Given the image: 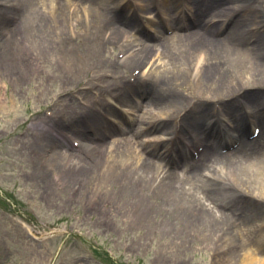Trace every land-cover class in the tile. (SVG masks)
Listing matches in <instances>:
<instances>
[{"label": "rangeland", "instance_id": "rangeland-1", "mask_svg": "<svg viewBox=\"0 0 264 264\" xmlns=\"http://www.w3.org/2000/svg\"><path fill=\"white\" fill-rule=\"evenodd\" d=\"M36 1L39 0H17L16 19L23 23L26 10ZM117 1L123 3L121 17L129 20L130 27L125 30L129 33V47L135 52L163 44L161 38L167 37L166 25L163 26L166 20L168 26L180 22L182 28L193 27L190 17L194 11H190L195 5L186 0H180L185 15L181 21L185 24L176 19L169 0H108L106 5L112 7ZM248 12L254 14L256 18L251 19L255 22H264V0L249 5ZM107 14L97 21L106 24H100L105 26L103 30L111 23H118L115 10L109 9ZM12 26H4L0 36H6ZM37 27L31 24L26 28L24 44L16 56L27 59L30 70L20 75L0 72V264H233L245 250L258 246L257 236H252L247 248L229 250L223 245L225 250L219 255V244L208 240L210 236L203 229L177 220L162 192L153 191L151 185L139 187L142 178L135 160L126 162L136 152L152 161L154 174L159 166L182 174L199 158L198 143L192 137L187 140L179 133L172 135L174 141L169 144V150H164L161 142H155L169 136L163 130L157 134L156 130H149L150 119L145 117L156 114L154 108L160 107L153 105L145 115L142 107L146 101L137 99L150 87L145 88L149 68L166 63L172 52L159 49L155 55L153 49L145 73L143 69L131 67L116 72L112 67L126 55L122 56L119 45L112 41L122 42V34L105 39V33L99 32L86 39L82 28L83 33L79 35L65 31L62 37L54 36V28L51 30L48 26V34L52 33L53 39L45 41L46 28ZM250 28L249 24L246 30ZM224 29H218L215 37L228 47L225 39L228 29ZM197 33L215 39L200 30ZM250 41L246 38L244 47H251ZM198 54L196 50L192 59L196 60ZM203 62V66L208 63L207 59ZM191 75L189 72V79ZM242 75L248 77L245 72ZM250 76L256 81V77ZM241 82L233 91H227L224 84L220 90L223 96L210 98L216 96L211 91L212 95L199 104L200 108L209 109L208 113L213 112L212 120L221 121L220 128L229 138L236 129L244 131L238 122L241 116L252 120L255 117L250 116V110L253 112L252 107L258 103L252 101L261 98L260 103L264 105V78L258 80L263 82L259 84ZM229 105L234 112L227 116L223 110ZM230 116L238 117L233 123L235 130L227 125ZM195 120L191 125H195ZM261 122V128L250 124L245 133L251 139L260 137L259 145H264L261 144L264 122ZM165 123L174 129L175 119H167ZM118 133H127L120 137L122 142L135 144L118 152L125 148L121 147L107 158L100 146L118 137ZM232 139L227 138L217 148L223 152L232 149L235 145ZM138 140L143 143H136ZM211 164L218 167L217 163ZM58 165L66 167V175ZM82 166L93 170L90 180L73 173ZM208 168L203 171V179H208L204 175H214ZM254 172V175L259 173ZM42 173L48 174L45 180L41 178ZM125 183L137 186L136 199L122 193L120 187ZM194 194L199 195L197 191ZM199 198L201 205L214 207L210 201ZM248 199L245 207H256V202ZM191 201L193 205L198 203L194 198ZM262 217L264 213L258 219L248 217L244 226H261ZM259 249L264 255V246Z\"/></svg>", "mask_w": 264, "mask_h": 264}, {"label": "bare ground", "instance_id": "bare-ground-1", "mask_svg": "<svg viewBox=\"0 0 264 264\" xmlns=\"http://www.w3.org/2000/svg\"><path fill=\"white\" fill-rule=\"evenodd\" d=\"M43 1H36L35 5L30 6L26 10V18L21 23L15 17L17 15L15 14L17 0H0V31L6 25H14L6 36H0V72L20 75L23 71L30 70L29 61L24 58H16V56L18 49L24 44L23 37L27 33L26 28L31 24L38 26L37 29H40L39 25L46 28L45 41L53 39L52 33L48 34V26L52 27L51 30L54 28V36L62 37L65 35V31L73 36L79 35L83 33L80 31L82 28L86 39L90 38V34L96 35L95 33L99 32L105 33L107 36L105 39H115L122 34L124 36L122 42L121 40L118 42L111 40L113 44L119 45L122 56L126 55L123 60L118 61L112 67V70L116 72L128 70L131 67L138 71L143 69L142 71L145 73L149 65L147 61L149 53L153 52V49H155L154 52L156 51L155 55L158 54L159 49L164 52H172L167 56L166 63L161 62L156 67L149 68L145 74V77H148L145 88L150 87L145 95L138 96L137 99H145L146 103L142 107L143 110H146L145 115L149 114L147 112L153 105L160 107L154 108L157 111L156 114L145 117L146 120L150 119L149 130H156L155 134L163 130L165 135L169 136V138L159 139L155 142H161L166 150L169 144L174 141L172 136L174 134L179 133L187 140L193 138L198 143L199 158L196 162L188 165L189 170L182 174L161 166L158 167L159 171L154 174L155 166L152 161L142 158L141 154L136 152L126 158V162L131 159L135 160L136 170L141 173L142 178L138 186L144 189L147 185H151L153 191L162 192L172 206V213L177 216V220L179 218L185 224L203 229L205 235L210 236L208 240H214V244H219L217 247L220 250L219 255L225 248L229 250L237 247L247 248L250 246L251 237L257 236L258 246L245 250L233 264H264V255L259 249V246H264V217H262L261 226H244L248 217L258 219L264 213V145H259L260 137L256 136L251 139L245 133L250 124L253 127L255 125L256 128H261V120L264 122V105L260 103L261 98L252 101L258 103L252 107L253 112L250 110V116H255L253 120L241 116L238 121L237 116H230L227 122L229 127L231 126L235 130L233 123L238 121L244 129L240 132L236 129L234 136L230 135V138L227 132L220 128L221 121L217 118V120L214 118L212 120L210 117L213 116V112L208 113L209 109L204 110L199 105L202 99L212 95L209 94L211 91L216 96L212 95L210 98L223 96L220 95L222 93L220 90L224 84L227 91H233L242 84L241 81L254 84L263 83H258V80L264 78V22H255V19H251L256 18L253 17L254 14L248 12L249 5L258 3V0H247V2L243 0H239L240 2L235 0H186L191 2L192 6L195 5L190 11V13L194 11L190 17L194 22L193 27L182 28L180 22H174L168 26L169 21L166 20L167 23L165 22L163 26L166 25L167 37L161 38L163 44L158 48H155L156 44L147 46L141 52H135L133 47H129V36L127 38L129 33L125 29L130 27V23L129 20L121 17L124 12L123 5L120 6L123 4L122 1H117L109 8L106 5L108 0H78V3L77 0ZM168 2L171 3L170 8L177 14L176 19L183 20L185 15L182 13L180 0H169ZM109 9L116 11L118 23H111L109 28L103 30L105 27L103 25L106 24L100 23L103 24L100 25L97 21L106 17ZM254 10L258 14L257 9L254 8ZM128 13H130L129 10ZM149 19L158 22L153 18ZM248 22H250L251 28L247 31ZM223 27L228 29L225 36V39L228 40V47L222 41L216 40L215 37L220 31L218 29ZM198 30L214 36L215 39L200 35L197 33ZM102 37L104 39L103 35ZM246 38L251 40L249 48L244 47ZM196 50L200 55L198 54L197 59L193 60L192 56ZM206 59L208 63L203 66V61ZM17 60L20 62L18 63ZM186 71L187 74L184 76ZM189 72H192L190 79L188 78ZM242 72H245L248 77L244 78ZM250 75L252 78L256 77V81L250 79ZM193 90L196 93H192ZM230 106L223 110L227 116L234 112ZM161 110H163L162 113ZM178 117L180 121L177 122ZM167 119H175L174 129L165 123ZM193 119H197L194 122L195 125H191ZM127 133L132 132L128 131ZM126 134L118 133V137L100 146L107 158L121 147L125 148L118 152H124L128 146H134L135 142L134 144L122 142L120 137ZM231 137L234 138V140L232 139L234 147L226 149L225 152L220 151L217 147L226 142L227 138L231 140ZM136 143L143 142L138 140ZM185 156L188 157V152H185ZM211 163H217L218 167ZM206 166L210 167L208 170L214 171V175H204L208 179H203V171ZM58 167L60 171L64 170L63 174L66 175V167L62 165H58ZM68 169L72 170V168ZM254 171L259 173L254 175ZM73 173L75 175L77 173L83 179L90 180L89 175L93 173V170L88 166H82L81 169ZM47 175V173H42L41 178L45 180ZM120 190L131 199L138 197L137 191L139 190L132 184L127 186L125 183V186L121 185ZM194 191H197L199 195L194 194ZM117 193L121 194L118 191ZM199 196L206 202L210 201L214 207L207 208L201 205ZM245 196L253 199L251 202H256V207L250 205L245 207L246 200H249ZM191 198L198 202L197 205H193ZM246 215L248 216L246 217ZM223 245H225L224 249Z\"/></svg>", "mask_w": 264, "mask_h": 264}]
</instances>
